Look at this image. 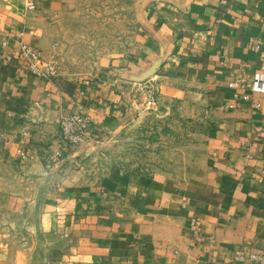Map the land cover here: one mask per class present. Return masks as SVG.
Masks as SVG:
<instances>
[{"label": "crops", "instance_id": "obj_1", "mask_svg": "<svg viewBox=\"0 0 264 264\" xmlns=\"http://www.w3.org/2000/svg\"><path fill=\"white\" fill-rule=\"evenodd\" d=\"M32 1L0 0V264H264L237 256L264 251V93L229 86L264 67V0H138L134 43L76 80L19 57L20 41L54 51L76 0ZM150 81L204 105L185 172L95 179L74 164L90 147L60 152L72 113L89 118V145L136 126Z\"/></svg>", "mask_w": 264, "mask_h": 264}, {"label": "rangeland", "instance_id": "obj_2", "mask_svg": "<svg viewBox=\"0 0 264 264\" xmlns=\"http://www.w3.org/2000/svg\"><path fill=\"white\" fill-rule=\"evenodd\" d=\"M137 1L76 0L69 13L57 17L52 27L54 51L45 54L42 50L44 59L57 69L53 78H84L102 59L123 53L132 45L138 27ZM145 93V99L138 102L142 107L138 123L133 124L136 126L106 134L93 145L85 144L88 140L80 144L93 153L74 163L77 168L90 171L95 179L112 169L143 175L158 171L176 174L185 172L201 156L207 121L204 105L188 99L172 100L159 81L148 82ZM58 138L60 152L80 146H66Z\"/></svg>", "mask_w": 264, "mask_h": 264}, {"label": "built area", "instance_id": "obj_3", "mask_svg": "<svg viewBox=\"0 0 264 264\" xmlns=\"http://www.w3.org/2000/svg\"><path fill=\"white\" fill-rule=\"evenodd\" d=\"M29 8H35L32 0H30ZM5 44H7V42H5ZM19 44V57L27 63L28 71L32 75L45 79H51L56 76L57 69L55 65L44 59L43 51L39 46L25 41H20ZM256 49L259 50V47L257 46ZM229 86L235 89L236 100H250L251 92L264 93V67L256 73L254 79L248 80L244 77H234ZM235 107V103H229L223 106L224 109H234ZM89 122L90 120L87 116H83L79 113H72L63 117L60 121L59 134L61 143L69 147H75L88 140L90 138L88 134ZM19 155L23 160L28 159V154L21 148L19 149ZM200 228V225H198V230ZM237 256L242 260L249 259L264 263V251H256L249 256L238 253Z\"/></svg>", "mask_w": 264, "mask_h": 264}]
</instances>
